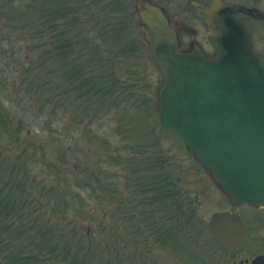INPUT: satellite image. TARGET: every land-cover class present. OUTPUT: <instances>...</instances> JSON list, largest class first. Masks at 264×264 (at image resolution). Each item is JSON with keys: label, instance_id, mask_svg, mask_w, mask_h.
Here are the masks:
<instances>
[{"label": "rangeland", "instance_id": "1", "mask_svg": "<svg viewBox=\"0 0 264 264\" xmlns=\"http://www.w3.org/2000/svg\"><path fill=\"white\" fill-rule=\"evenodd\" d=\"M154 1L166 8L173 24L183 22L198 30L193 37L182 34L185 38L181 39L196 40L208 51L214 49L204 28L203 19L191 9L189 0ZM200 1L209 4L212 0ZM226 1L245 2L264 8V0ZM123 17L121 23L124 24L116 21L115 27L121 29V32H118L115 38L102 35L105 38L103 41L109 43L105 44L108 52L120 44H125V48H122L125 55L122 65L113 67L117 71L114 76H119L121 83L119 80V85H107L108 93L118 95V99H123L125 104L113 101L112 105L106 101L107 97H102L105 90L101 88V83L94 85V82H89L90 90L84 83H79L83 78L74 81L75 84L73 80H68V85L62 84L60 95L42 91L44 82L40 83V87L28 82L35 73L41 74L42 81L55 78L54 73L44 72V68L40 66L42 51L53 38L51 34L47 38H36L35 32H16L12 28L9 29L11 32L6 31L1 27L6 18L2 14L0 0V125L3 127L1 121L9 118V127L12 130L8 134H0V264H81L77 262L76 257L71 260L66 257L68 252L75 250L79 254L80 245L73 247V243L69 244L70 239L76 236H79L81 243L86 244L84 250L87 248L89 252L87 260L90 264H97L100 259L104 264H120L124 249H127V264H155L150 255L140 256L149 250L157 254L152 247L142 250L143 247L147 248L142 245L145 243V237L142 236L144 227L141 228L143 224L139 222L142 218L141 209H147L144 201L152 202L154 196L168 197L169 202L161 201L159 209L154 211L159 210L160 217L164 216L172 224L171 233L180 237L185 245L188 243V248L193 247L194 250L199 244L210 242L211 235L207 228L211 214L230 206L226 196L195 162L183 143L161 128L157 112V91L162 78L148 46L140 41L146 28L139 24L134 13L128 15L124 12ZM249 24L254 29L259 50L264 52V23L249 20ZM77 31L79 32L78 29ZM6 33H12V37ZM70 33L73 35L74 30ZM132 41L138 46L135 56L140 52V57L136 59H133L134 54H129L126 49ZM44 43L47 44L41 46ZM96 45L101 46L105 52L103 45ZM98 57L103 58L101 54ZM107 66L110 71L113 70L109 64ZM108 76L107 73L103 85ZM83 77L86 81L90 74ZM52 83L53 81L49 82V85ZM77 94L79 95L76 96ZM117 105L119 107L115 108ZM83 107L89 111L81 110ZM137 125H140V131L136 136ZM142 125H145L144 128ZM120 127L129 135L127 140L121 139L123 134L119 131ZM89 135L108 140L111 146L128 145L131 151L126 152L130 158L127 163L132 162V165L127 167L120 159L119 164L115 163L114 159L110 161L105 155L101 157L103 151L97 150L93 144L87 152L86 140L89 141ZM63 149L68 150L69 155L65 161H59L57 157L63 155ZM43 153L56 157L52 171L43 161ZM100 160L102 161L100 166L98 164L99 168H106L107 164L111 163L113 174L116 175L114 186L119 188L123 193L122 198L126 199L124 203L107 202L104 204L105 210L100 206L101 210L96 211L93 208L94 200L106 195L107 190L102 195L104 189L95 188L94 194L91 195L90 186L76 183L88 181L87 172ZM112 171L109 169V175ZM18 176L24 177L23 181ZM63 177L69 181L58 180ZM73 194L76 198L72 197ZM32 197V201L36 203L30 201ZM53 197L70 198L66 199L69 209L64 210L59 204L52 206ZM79 197L85 202H81ZM171 197L176 198V201ZM167 204H171L169 207H175L174 212H185L182 220L178 218L177 213L176 216L166 214L172 210ZM73 208L80 212H72ZM240 210L237 209L236 212L240 213ZM250 210L245 211L246 224H249L252 217ZM114 211L117 212L115 216ZM103 212H106V218L103 217ZM125 212L126 222L122 219ZM150 215L156 216V213L150 210ZM39 227L41 230H38ZM122 227L129 229L128 242L118 238ZM252 227L257 228L254 234L263 241L264 217L256 215ZM192 232L195 235L190 240ZM61 234H65L64 237H61ZM44 235L57 236L59 244L46 249L45 240L42 239ZM74 243H78V239ZM58 247L60 249L55 252ZM158 250L165 254V264H169L172 259H178V253L182 254L181 257L185 254V250L182 252L177 247L173 252L172 248L167 251L160 245ZM155 258L158 259V254Z\"/></svg>", "mask_w": 264, "mask_h": 264}, {"label": "water", "instance_id": "2", "mask_svg": "<svg viewBox=\"0 0 264 264\" xmlns=\"http://www.w3.org/2000/svg\"><path fill=\"white\" fill-rule=\"evenodd\" d=\"M193 6L206 15L217 58L197 47L179 51L177 32L163 10L136 0L139 17L150 28L145 40L163 73L158 100L162 123L183 138L233 203L264 205V58L254 52L239 17L245 13L264 19V13L222 0L208 8L198 2ZM235 227H242L237 216L212 217L217 237L233 234Z\"/></svg>", "mask_w": 264, "mask_h": 264}, {"label": "trees", "instance_id": "3", "mask_svg": "<svg viewBox=\"0 0 264 264\" xmlns=\"http://www.w3.org/2000/svg\"><path fill=\"white\" fill-rule=\"evenodd\" d=\"M14 1V0H12ZM23 6L26 9L18 7L13 9V19L17 20L16 29L26 33L28 31L35 32L36 38H45L51 34L52 45L48 48L52 53H46L40 60V66L43 67L46 61L51 64L48 67H52L56 62L67 61L63 69V72H73L79 76L77 78L83 80L82 83H86L85 77L92 69L96 70L98 61L101 62L99 54L104 55V50L101 44L105 38L97 37L102 35H110L113 33L121 32V29L116 28V21L121 23L123 13H128L127 1L126 0H21ZM112 5V7H110ZM114 6V7H113ZM19 18L23 22H19ZM124 23H121V25ZM127 25V23H126ZM74 28V34L70 36V31ZM79 30V32L77 31ZM48 32V33H46ZM37 33V35H36ZM46 33V34H45ZM95 35V36H93ZM94 38V39H91ZM96 38V39H95ZM48 41L47 43H51ZM42 44L41 46L46 45ZM96 43V44H95ZM135 41L129 42L127 50L130 47H134ZM96 46V47H94ZM100 48V49H99ZM73 50L75 56H68L69 51ZM95 55V56H94ZM101 68H103L101 63ZM92 68V69H91ZM65 69V70H64ZM73 73H69L72 76ZM99 71L90 73L95 78L98 75V83L102 82L103 78H100ZM105 73V72H104ZM103 73V74H104ZM92 77H89L91 79ZM40 85L41 74L35 73L32 75L28 82ZM85 81V82H84ZM88 83L85 86L88 88ZM102 84V83H101ZM40 87V86H39ZM48 90L49 93L55 89V86ZM1 115V114H0ZM3 127L0 125L4 134L12 132L9 127L10 121L5 118L1 121ZM4 128V130H3ZM88 169V167L86 168ZM93 173V170L91 174ZM90 174V170L87 175ZM95 179H99L94 173L92 176Z\"/></svg>", "mask_w": 264, "mask_h": 264}, {"label": "flooded vegetation", "instance_id": "4", "mask_svg": "<svg viewBox=\"0 0 264 264\" xmlns=\"http://www.w3.org/2000/svg\"><path fill=\"white\" fill-rule=\"evenodd\" d=\"M192 43L193 41L189 42L188 48ZM260 256H264V236L262 241L249 229L245 240L234 248H225L218 242H203L195 247V250L193 247L189 248L182 259H172L169 264H255V260ZM163 259L164 257L159 259L157 264H165L166 259ZM120 264H127L124 253Z\"/></svg>", "mask_w": 264, "mask_h": 264}]
</instances>
